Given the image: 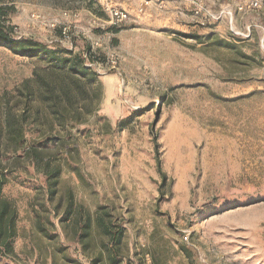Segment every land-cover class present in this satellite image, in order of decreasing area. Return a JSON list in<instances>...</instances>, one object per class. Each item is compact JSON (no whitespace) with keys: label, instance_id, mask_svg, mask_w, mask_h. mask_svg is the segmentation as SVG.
<instances>
[{"label":"rangeland","instance_id":"1","mask_svg":"<svg viewBox=\"0 0 264 264\" xmlns=\"http://www.w3.org/2000/svg\"><path fill=\"white\" fill-rule=\"evenodd\" d=\"M0 6V264H264V9Z\"/></svg>","mask_w":264,"mask_h":264},{"label":"trees","instance_id":"2","mask_svg":"<svg viewBox=\"0 0 264 264\" xmlns=\"http://www.w3.org/2000/svg\"><path fill=\"white\" fill-rule=\"evenodd\" d=\"M7 16V9L0 6V40L4 42H13L10 38L9 32L11 28L6 26L5 18ZM17 130L20 132L21 128ZM2 181L0 179V192L2 188ZM15 213L10 214V205L7 200L1 198L0 195V248L4 247L5 250L11 251L8 240L15 235Z\"/></svg>","mask_w":264,"mask_h":264},{"label":"built area","instance_id":"3","mask_svg":"<svg viewBox=\"0 0 264 264\" xmlns=\"http://www.w3.org/2000/svg\"><path fill=\"white\" fill-rule=\"evenodd\" d=\"M229 2V9L227 14L230 16L231 20H233L234 12L235 11L243 14L251 13V12H259L264 9V0H227ZM118 17H123V14L116 13ZM212 18L219 19L220 17L217 15H210Z\"/></svg>","mask_w":264,"mask_h":264}]
</instances>
